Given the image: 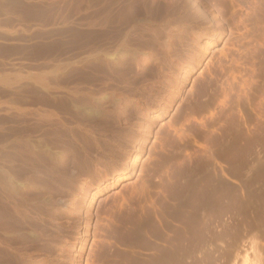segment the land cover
<instances>
[{
	"label": "rangeland",
	"instance_id": "rangeland-1",
	"mask_svg": "<svg viewBox=\"0 0 264 264\" xmlns=\"http://www.w3.org/2000/svg\"><path fill=\"white\" fill-rule=\"evenodd\" d=\"M188 1L0 0V160H10L18 203L27 209L21 218L0 220V264L72 263L64 247L78 218L44 201L61 192L55 180L65 172L96 185L114 167L127 169L129 133L148 138L146 152L128 180L90 207L81 264L151 259L166 242L154 233L163 219L157 198L168 196L165 236L174 238L194 188L188 180L210 171L236 189L231 213L218 215L223 235L211 255L180 263L264 264V0H194L198 10ZM108 95L125 98L123 108L105 103ZM16 138L28 140L32 155ZM178 175L186 199L169 186ZM259 196L262 205L255 206ZM134 207L151 208L159 224L151 227L152 247L131 252L112 225L120 208ZM104 245L112 260L101 258Z\"/></svg>",
	"mask_w": 264,
	"mask_h": 264
},
{
	"label": "bare ground",
	"instance_id": "bare-ground-1",
	"mask_svg": "<svg viewBox=\"0 0 264 264\" xmlns=\"http://www.w3.org/2000/svg\"><path fill=\"white\" fill-rule=\"evenodd\" d=\"M188 5L192 9H195V10L200 9V6L194 0H189ZM140 57H141V55H140ZM195 70H197L196 66L192 67L191 73L195 72ZM188 75L189 74H187V76ZM35 77L38 78V82L40 80V82L43 81L42 84L46 83V82H44V81H46V79H44L45 75H44V77H42V76L37 74ZM6 78H7V75H6ZM6 78L3 77L2 80L4 81V80H6ZM45 86L48 87V85H45ZM87 95L89 96V94H87ZM89 98H90V101L94 100V97L91 96V94H90ZM103 100L104 99H102V101ZM125 101H126L125 98H123L122 96L112 97V96L108 95L106 97L105 103L110 104V106L113 105L115 108L122 109L123 108L122 106L125 103ZM103 103H104V101H103ZM105 103H104V105H105ZM107 108H109V107H107ZM148 112H149L148 109H142L141 113L142 114H148ZM6 114H7V112H6ZM47 114H48V112H47ZM47 114H45V115H47ZM17 115H19V114L16 113L15 117ZM154 115L157 117L159 116V114L153 113L151 115V117H154ZM47 116H49V118L53 119L52 114H50V115L48 114ZM38 117H41V115L40 116L38 115ZM43 117L46 118V116H44V115H43ZM138 128H139V131H143L147 134L150 133V130L148 129V127H146L143 124H139ZM145 136H147V135H145ZM127 137L132 142V147L134 150V152H131L129 154V158L127 159V162H126L128 164L127 169L120 171L119 169H116L114 167L113 170L111 169L112 170L111 174L106 173L105 175L100 176V179L96 185L91 183V182H88V181H83V180L78 181V178L75 175H72L70 173L68 174L65 172L64 174H60L59 176H57V179L55 178L56 179L55 181L56 182L58 181L57 183L61 184V187H62L61 192L59 191L58 195H56V196L54 195L55 197L50 196L44 201V205L46 207L47 206L52 207V208L54 207L57 210H58V208L59 209L61 208L65 211H67L68 213L73 214L74 216H76L78 218L77 224H76V226H77L76 227V235L69 242H67V244L64 247L66 253L68 254V257L72 261L71 264H81L80 261L84 257V252H86L85 250L87 247L88 239L91 236L92 220L94 217V216L92 217V213L90 212V207H92V205H95L98 198L106 190H110V189L114 188L115 186H117L119 184V182H121L123 180H128L136 172L137 165H138L140 159L142 158L144 152H146L145 146L149 142L147 137H142L139 139L138 135L130 134V133L128 134ZM251 137H252V135H251ZM15 143L18 144L19 145L18 147H20L23 150V151L21 150V152H25L27 156L32 155V153H33V150L31 148L32 146H30V143L28 142V140L24 142L23 140H20V138L19 139L16 138ZM140 143L142 144L141 145L142 147H138V145ZM224 147H225L224 148L225 151L230 149V145H226ZM17 151H20V150H17ZM232 157H234V156H232ZM9 163H10V160H4V161L0 160V220H3V219L9 220L10 218H14V215H17L21 218V216L23 215V212H25V213L27 212V209H25V210L23 209V204L18 203L17 198H18L19 191H17L18 189L16 187V184L14 183L13 177L11 176V173H9V170L7 169V166H9ZM210 169H212V166ZM210 169H208V170H210ZM192 170H193V168H192ZM240 170L241 169L239 168V171ZM178 171H180V170H177V172ZM190 172H192V171H190ZM45 173H46V171H45ZM242 173H244V172H242ZM52 174L54 176V173H52ZM46 175H47V173H46ZM175 175H177V174H175ZM173 176H174V174H173ZM245 176H246V174H245ZM173 179L174 180H172L171 183H169L168 181H167V183H169V186L172 187L173 192H174L173 193L174 197H177V196L185 197L184 196V192H185L184 187L186 186L185 181L180 178V175H178L177 178L173 177ZM245 180H247V179L245 178ZM245 180H243V181H245ZM248 180H250V179H248ZM77 182H79L80 184H78ZM163 182H164V180H163ZM189 182L192 184L191 186H193L194 188H193V190L191 189L192 192L189 190L190 194H188L189 196L187 195L188 196L187 199L185 197L187 204H188V208L186 209V211L183 210V211H185L184 212L185 216H183V220H182L183 222L180 220L181 225L179 224L180 226L177 228L176 236L174 238L165 236V234L167 232V231L165 232L166 225H168V222H169L168 220H170V219H168L166 221V218L168 217V215L166 217L164 215V213H166L165 210L168 208V203H169L168 202V196L164 195V196L157 198L158 199V205L160 206L159 208L161 209V211H158V212L161 213V216L163 218L162 222L160 224L157 223L156 220H154V213L151 211V208L149 209L148 207L147 208L146 207L145 208H139V207L135 208L134 207V208L125 209V210H124V208H120L118 210L117 215L114 217L115 222H114V225H112V231L114 234L118 235L119 242L126 243L129 246L130 250L132 249L131 252L132 251L135 252L134 250L136 248L142 246V245H144L145 247L146 246L152 247L151 238H153V237H151L152 236L151 233H153V231H152L151 227L155 226V224H159L156 226V231L154 232L155 236L159 235L160 237H163L166 240V242L164 241L165 244L163 243L164 244L163 247L160 246L161 248H159L158 252L151 259H149L148 261L147 260L146 261L145 260L140 261L137 259L138 262L140 261L142 264H181L180 262L183 259H185L186 257L200 258V257H203V255H209V254L211 255L212 252L216 249L219 238H220V236L223 235V234H220L219 228L217 225V223L219 222L218 221V215L220 216L221 213L222 214L223 213L228 214V212L231 210V208L233 206V202H234V193H235L236 189L226 182L219 181L218 178H216V176L214 175V173L213 174L211 173V171L206 176H204V175L203 176H201V175L195 176L194 175V176H192L191 180H188V183ZM246 182L247 181H245V184H246ZM167 183L164 182L165 187H166ZM161 186H163V184ZM143 187L145 188V185ZM58 188H60V187H58ZM139 191H141V190H139ZM74 193H77L79 198H76V199L73 198L72 195H74ZM132 193L135 194V191ZM139 193H141V192H139ZM139 193L137 192L136 195ZM124 196H126V195H124ZM132 196L125 197L124 201L126 200V201L130 202V200H132V198H131ZM235 196H237V195L235 194ZM236 198H235V202H236ZM157 199H156V201H157ZM261 199H263V197ZM261 199H260V196H259V198L257 197V199H255V201H254L256 204L255 206H257L258 204H260L262 202ZM182 200H184V199H182ZM250 200H251V198H250ZM246 201L247 200L245 199L244 203L246 205L244 204V206L247 207L246 211H248V208L250 206L249 207L247 206ZM27 202H26V205L29 204V202H28V204H27ZM183 203H185V202H183ZM251 203H253V202H251ZM251 203L249 205H252ZM179 204L181 205V203H179ZM239 204H240V202H239ZM169 205H170V203H169ZM261 205H262V203H261ZM42 206H43V204H42ZM242 206H243V204H242ZM180 207H179V209H180ZM246 207L243 209H246ZM179 209H177V210H179ZM250 210H251V208H250ZM171 212H173V211H171ZM248 212L250 213V211H248ZM229 213H231V212H229ZM244 213H245V211L243 212V215L245 216ZM172 214H171V216H172ZM180 216L182 217V215H180ZM245 217L247 218V215ZM154 221L156 223H154ZM248 221H249V218H248ZM170 223H171V221H170ZM250 223L251 222H249V223L247 222L246 224H248V226H250V225H252ZM96 224H95V230H94V234H93L94 238H98L97 236L99 235V233H98L99 227ZM170 225H172V224H170ZM252 226L255 227V225H252ZM229 229H231V228H229ZM260 229H262V228H260ZM229 231L231 233V230H229ZM225 232H228V231L225 230ZM156 234H158V235H156ZM241 234H242V232H241ZM239 235H236V236L239 237ZM154 239L156 240V237ZM2 243L4 245L6 244L5 245L6 248L9 247V243L7 242V240L5 242L3 240ZM205 243H207V245H208L207 246L209 249L208 254H206V252H203L199 248V247H202L201 244L205 245ZM189 244H190V247H189ZM104 248H105L104 251L102 252V254H100L101 258H103L104 261H105V259L112 260V255H113L112 251L109 249V247H106V245H104ZM257 250H259V248ZM92 251H94V250H92ZM258 254H259V252H258ZM129 257L130 258L134 257V254H131ZM90 260H91V257H87V261H90ZM258 260H259V263L260 262L262 263L263 259H261L259 257V259L257 258V261ZM250 262H253V261H250ZM253 263H255V262H253ZM113 264H119V259H114ZM183 264H185V263H183Z\"/></svg>",
	"mask_w": 264,
	"mask_h": 264
}]
</instances>
